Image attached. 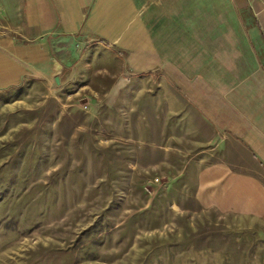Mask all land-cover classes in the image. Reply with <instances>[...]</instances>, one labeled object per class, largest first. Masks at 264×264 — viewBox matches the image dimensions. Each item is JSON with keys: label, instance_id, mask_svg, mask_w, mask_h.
<instances>
[{"label": "rangeland", "instance_id": "374dc122", "mask_svg": "<svg viewBox=\"0 0 264 264\" xmlns=\"http://www.w3.org/2000/svg\"><path fill=\"white\" fill-rule=\"evenodd\" d=\"M99 54L62 94L0 92V264H264V232L194 201L192 109Z\"/></svg>", "mask_w": 264, "mask_h": 264}, {"label": "crops", "instance_id": "0c3cea01", "mask_svg": "<svg viewBox=\"0 0 264 264\" xmlns=\"http://www.w3.org/2000/svg\"><path fill=\"white\" fill-rule=\"evenodd\" d=\"M16 17L1 93L62 94L111 52L192 109L197 205L264 232V0H22Z\"/></svg>", "mask_w": 264, "mask_h": 264}]
</instances>
